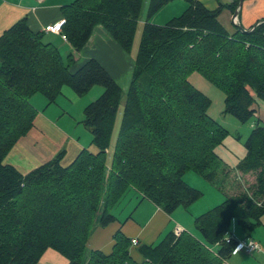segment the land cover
Instances as JSON below:
<instances>
[{"label":"trees","instance_id":"obj_1","mask_svg":"<svg viewBox=\"0 0 264 264\" xmlns=\"http://www.w3.org/2000/svg\"><path fill=\"white\" fill-rule=\"evenodd\" d=\"M171 1H148L127 92L94 59L75 72L71 68L96 26L128 52L143 0H74L64 6L61 33L73 49L67 55L43 41L44 33L30 32L24 20L0 36V264H37L47 249L68 264H223L238 241L230 233L232 222L246 238L262 225L264 126L257 121L235 167L241 176L253 174L254 186H247L244 194L226 196L196 217V237L184 231L178 236L168 233L156 245H138L135 251L141 260L135 261L131 241L116 232L109 255L91 251L83 263L91 233L115 220L108 212L128 188L169 215L201 197L183 182L185 172L203 174L209 182L216 178L215 168L207 170L219 163L214 150L223 130L207 116L210 101L191 85V74L221 89L223 112L240 123L253 117L257 100L264 103V21L249 34H228L217 17L224 9L234 12L239 0L215 10L198 0H184L187 8L178 17L164 25L148 23ZM96 85L103 92L85 107L82 120L96 154L82 151L63 167L60 152L27 175L3 164L5 154L32 126L33 95L52 103L63 86L81 96ZM122 101L117 141L107 163ZM101 208L103 215L95 226ZM227 237L233 240L226 242Z\"/></svg>","mask_w":264,"mask_h":264},{"label":"crops","instance_id":"obj_2","mask_svg":"<svg viewBox=\"0 0 264 264\" xmlns=\"http://www.w3.org/2000/svg\"><path fill=\"white\" fill-rule=\"evenodd\" d=\"M198 1L208 10H215L219 4L227 6L232 3V0ZM73 2L74 0H43L42 2H37L36 0H0V36L14 24L23 20L30 32L42 34L45 26L64 21L62 8ZM174 3L182 5L179 7L180 11L183 9L185 11L187 8L184 0L183 2ZM174 16L177 17L176 14ZM232 17L233 12L228 9H224L217 17L218 22L228 34H233L238 30L237 26L233 25L231 21ZM237 21L238 26L244 30L250 29L253 25L264 21V0H244L238 10ZM151 22L157 23L154 20ZM43 36L49 40L48 42L56 45L61 54L67 55L73 52L69 43L63 41L60 35L49 33L43 34ZM90 59L96 60L123 92L127 91L135 59L128 55L101 26H96L93 29L90 39L83 49L77 53L76 63L71 68V71H77ZM96 87L98 86H94L89 90V92H93L94 98L103 91ZM34 96L36 94L31 98L34 99ZM29 104L36 111L32 126L25 135L17 140L12 149L5 154L3 164L11 165L20 174L27 175L53 159L60 152H63V158L60 163L63 167L71 164L82 151H88L91 154L97 153V148L92 145L90 132L79 129L77 126L75 127L76 123H72L68 116L60 118V115H56L57 119H53L51 117L52 114H56L54 109L53 112L51 110L50 114L46 115L44 112H39L38 105ZM263 106L264 103L259 100L253 104V109H255L253 117H257L259 121L262 120L258 116L264 118ZM109 150L108 147L106 150L107 154ZM111 150L113 151V149ZM223 168L231 170L226 165ZM234 170L235 172L237 171L236 169ZM127 192L132 193L138 200L134 211L124 221H120L113 215L115 220L106 227H96L87 241L86 248L88 250L99 251L109 255L115 244L113 236L116 232H120L129 241L132 239L137 240V244L130 247V255L135 261H140L141 258L135 251L138 245H156L168 233L177 234V229H180L181 232L192 234L194 237L198 235L194 229V219L206 210L203 207L193 205L188 208L179 207L168 215L161 208L144 199L139 193L131 189L127 190ZM245 238L243 235L240 240H245ZM249 238L260 244L261 251L259 253L252 255L240 254L241 252L239 254L232 253L229 258L230 263L228 260L222 262L227 264H264V216L262 217V225L256 228ZM216 248L217 245L213 247V249ZM235 254L238 255L235 256ZM37 264H68V261L58 252L47 249Z\"/></svg>","mask_w":264,"mask_h":264},{"label":"rangeland","instance_id":"obj_3","mask_svg":"<svg viewBox=\"0 0 264 264\" xmlns=\"http://www.w3.org/2000/svg\"><path fill=\"white\" fill-rule=\"evenodd\" d=\"M148 1L149 0H143L139 20L135 28L133 42L131 48L127 52V54L134 59L136 57L140 45L142 29L147 19L146 12H147ZM179 1L183 2V0H172L170 3L165 5L164 8H162L159 12H157L150 20H148V23L157 26L164 25L165 23L171 20V17L175 18L176 17L174 16L175 14L178 17L184 11V9L180 11L179 7H181L182 5H180L179 3H174ZM178 12L179 14H177ZM152 20H154L157 23H152L151 22ZM43 41L48 42L49 40L47 38H44ZM54 46L57 47L56 45ZM189 82L198 92H200L210 101V106L207 110V116H209L218 125V127L223 130L222 135H224L222 139H219V142L215 146V150H214L215 154L219 158V163L212 165L211 168L207 170V173H210L214 171L215 168V173L217 176L213 182L207 181L203 174L196 173L194 171H187L182 176V180L186 185H188L192 189H195L201 194L200 199H198L197 201L194 202V204H192L193 206H201L204 209H206L200 213L201 215L223 203L226 196L235 197L240 194H244L245 193L244 190L245 188H247V186H254L255 176L253 174L249 173L246 176L243 175L241 176V174L235 172L234 169L237 163L240 160H242L243 156L245 155L244 144L251 130L253 129L252 125L256 124L258 121L260 125L263 127L264 118L258 116L262 120L259 121L257 120V117L254 116L246 123H240L233 116L229 114H225L223 112L225 94L221 89L210 84L208 81L203 79L197 73H193L190 75ZM96 88H100L101 90H103V88L100 86ZM101 94H99L95 98L93 92H88L81 96H77L70 88L63 86L61 88L60 94L56 97V99L52 103H48L46 99L40 94H36V96H34V99L33 98L29 99V103L35 106L38 105L40 109L39 112L40 111H41L40 113L44 112L46 115H49L50 111L52 110L53 112L54 109L56 114L55 115L52 114V116L50 115L53 119H57L56 115H60V118L68 116L69 120L72 123L74 124L76 123L75 127L77 126L79 129L88 131L82 123L83 111L89 103L97 99ZM122 107H123V101L121 102V105H119L118 111L114 118V123L110 136V138L111 137L112 138L110 139L108 146L110 150L108 154L106 153L107 162L110 161L112 154L111 149L115 147L117 141V136H118L121 117H122ZM83 140L85 141L84 138ZM224 165H226L231 170L227 168H223ZM106 187H107V183H104L103 189H105ZM130 189L137 192L132 187L128 188L127 190ZM103 197L104 196H102V198ZM137 204H138V200L135 198V196L132 193L127 192L122 197V199L120 198L118 200V202L114 206V209L110 210L108 213L115 215L120 221H124L128 217V215H130L132 211H134V208L137 206ZM262 204L264 205V202ZM102 215H103V210L101 208L98 210V212L95 215V219H94L95 226L98 225V222L100 221ZM230 233H232V235L238 240L243 238L241 229L235 222L231 225ZM212 250L215 251V249ZM90 253L91 251L85 248L82 259L83 263H86L88 261ZM238 254H235V256ZM229 258L230 257L226 258L225 261L228 260V262L230 263ZM225 263L226 262H223V264Z\"/></svg>","mask_w":264,"mask_h":264},{"label":"built area","instance_id":"obj_4","mask_svg":"<svg viewBox=\"0 0 264 264\" xmlns=\"http://www.w3.org/2000/svg\"><path fill=\"white\" fill-rule=\"evenodd\" d=\"M37 2H42L43 0H36ZM232 23L238 24L237 21V17L236 18H232L231 19ZM64 21H60L57 22L55 24L52 25H48L45 26L42 30L43 33H47V34H56V35H60L62 40L67 42L66 37L61 33V25ZM181 232L180 229H177V234H175L176 236L179 235ZM226 242H230L233 240L232 237H227ZM137 244V240L136 239H132L131 240V245H136ZM261 251V246L258 242H256L255 240L251 239V238H246L245 240H238L235 247L232 250V253H243L246 255H252L254 253H259Z\"/></svg>","mask_w":264,"mask_h":264},{"label":"water","instance_id":"obj_5","mask_svg":"<svg viewBox=\"0 0 264 264\" xmlns=\"http://www.w3.org/2000/svg\"><path fill=\"white\" fill-rule=\"evenodd\" d=\"M243 1H244V0H239V2H238V6H237V8L235 9V11L233 12V17H232V18H236V17H237L238 10H239V8L241 7ZM233 25H234V24H233ZM235 26H237L236 28H237L238 30H240L241 32L246 33V34H249V33H251V31L257 26V24L253 25L250 29H247V30H244L242 27L238 26V24H235Z\"/></svg>","mask_w":264,"mask_h":264}]
</instances>
